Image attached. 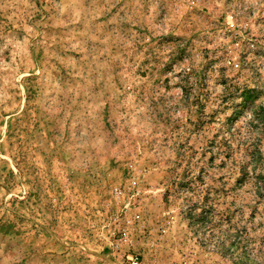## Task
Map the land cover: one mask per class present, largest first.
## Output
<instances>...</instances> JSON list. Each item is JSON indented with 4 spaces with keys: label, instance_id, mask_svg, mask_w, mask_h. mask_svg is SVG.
<instances>
[{
    "label": "rangeland",
    "instance_id": "374dc122",
    "mask_svg": "<svg viewBox=\"0 0 264 264\" xmlns=\"http://www.w3.org/2000/svg\"><path fill=\"white\" fill-rule=\"evenodd\" d=\"M0 264H264V0H0Z\"/></svg>",
    "mask_w": 264,
    "mask_h": 264
}]
</instances>
